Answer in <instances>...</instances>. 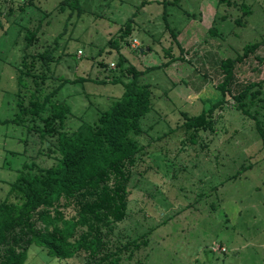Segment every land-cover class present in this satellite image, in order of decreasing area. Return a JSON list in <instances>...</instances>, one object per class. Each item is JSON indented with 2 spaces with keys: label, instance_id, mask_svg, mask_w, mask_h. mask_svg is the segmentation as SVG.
Instances as JSON below:
<instances>
[{
  "label": "rangeland",
  "instance_id": "1",
  "mask_svg": "<svg viewBox=\"0 0 264 264\" xmlns=\"http://www.w3.org/2000/svg\"><path fill=\"white\" fill-rule=\"evenodd\" d=\"M61 1L0 0V198L23 163L47 167L57 158L54 137H41L43 122L13 121L23 55L53 48L55 78L45 73L43 93L61 79L76 80L55 95L71 107L63 125L68 131L81 120L96 122L121 95L127 78L117 62L123 59L122 69L145 71L140 81L150 84L153 107L141 119L144 148L126 166L127 214L105 236L108 251L151 229L146 245L130 257L121 252L120 264H264V145L256 128L258 121L264 130V45L238 64L232 88L236 93L242 84H257L252 91L259 92L245 99L256 120L237 110L230 95L212 114L213 130L194 135L183 127L182 114H198L204 101L222 98L215 87L222 80L219 62L264 38V0H149L144 6L142 0H80V16L61 11ZM132 14L133 29L121 39ZM26 29H37L27 49ZM34 67L41 73L39 62ZM32 88L28 79L21 88L26 100ZM75 210L72 202L59 207L66 217ZM217 246L226 250H213ZM86 261L84 253L58 260L38 245L28 250V264Z\"/></svg>",
  "mask_w": 264,
  "mask_h": 264
},
{
  "label": "trees",
  "instance_id": "2",
  "mask_svg": "<svg viewBox=\"0 0 264 264\" xmlns=\"http://www.w3.org/2000/svg\"><path fill=\"white\" fill-rule=\"evenodd\" d=\"M21 1L31 3V0ZM178 1L163 0L164 3ZM147 3L149 0H142L140 6ZM59 8L61 11L69 9L78 16L84 12L80 0H62ZM240 8L244 16L250 14L247 4L241 3ZM2 16L3 11L0 10V19ZM133 16L125 20L121 39L131 33ZM240 20H236L239 25L242 23ZM36 31L26 29L25 49L33 44ZM210 32L217 34L216 29H210ZM263 45L264 38L247 43L240 55L220 60L222 80L215 87L222 98L213 103L204 101L198 114L182 113L185 129L192 130L194 135L200 130H213L212 114L223 107L226 95L232 96L237 110L255 119L246 109L245 99L259 92L252 91L257 84H242L236 93L232 88L238 64ZM53 53V48H45L35 55L25 53L17 69L18 110L13 121L23 126L34 119L43 122L39 129L41 137H54L52 146L57 158L47 167L33 161L23 163L16 178L9 183L4 197L0 198V264H28V250L33 244L58 260H69L84 253L86 264H120L121 252H129L130 257L135 250L146 245L151 232L149 229L114 251H108L105 236L112 231L113 224L122 221L127 214L129 174L126 166L132 165L144 148L138 137L143 134L141 119L153 107L151 86L140 81L145 71L133 65L122 69L123 59H119L117 66L127 78L121 95L99 113L96 122L81 120L73 130H65L63 125L71 114V107L55 95L64 83L76 80L61 79L49 92L43 93L42 86L47 78L45 73L49 71L48 77L55 78L52 67L58 58ZM36 62H39L41 73H37L34 67ZM28 79L33 88L26 100L21 88L26 87ZM256 128L264 145V130L258 121ZM191 140L196 142L194 137ZM64 202H72L76 206L75 213L70 217L59 211Z\"/></svg>",
  "mask_w": 264,
  "mask_h": 264
},
{
  "label": "built area",
  "instance_id": "3",
  "mask_svg": "<svg viewBox=\"0 0 264 264\" xmlns=\"http://www.w3.org/2000/svg\"><path fill=\"white\" fill-rule=\"evenodd\" d=\"M132 46L135 47V48H137L138 47V43L134 40L133 43H132ZM111 66L114 67V64L111 63ZM213 250H220V251L224 252L226 249H225V247L217 246V248H215Z\"/></svg>",
  "mask_w": 264,
  "mask_h": 264
},
{
  "label": "water",
  "instance_id": "4",
  "mask_svg": "<svg viewBox=\"0 0 264 264\" xmlns=\"http://www.w3.org/2000/svg\"><path fill=\"white\" fill-rule=\"evenodd\" d=\"M142 51V50H141Z\"/></svg>",
  "mask_w": 264,
  "mask_h": 264
}]
</instances>
